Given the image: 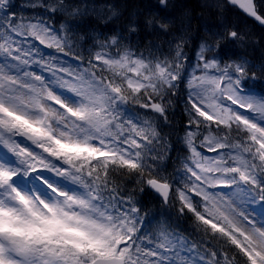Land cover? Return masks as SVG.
I'll return each mask as SVG.
<instances>
[{
    "label": "snow or ice",
    "instance_id": "1",
    "mask_svg": "<svg viewBox=\"0 0 264 264\" xmlns=\"http://www.w3.org/2000/svg\"><path fill=\"white\" fill-rule=\"evenodd\" d=\"M229 5L264 25V3L217 7ZM14 7L0 0V264H264V92L252 87L264 65L218 55L227 41L251 38L232 27L209 33L189 72L183 36L165 53L133 44L135 22L111 35L56 26L57 15L107 24L114 9L67 0H30L22 7L41 10L31 15ZM182 83L187 119L170 131L188 155L167 174L161 121L172 125ZM116 176L136 187L126 192ZM145 191L191 214L197 234L157 220L156 203L138 198Z\"/></svg>",
    "mask_w": 264,
    "mask_h": 264
},
{
    "label": "trees",
    "instance_id": "2",
    "mask_svg": "<svg viewBox=\"0 0 264 264\" xmlns=\"http://www.w3.org/2000/svg\"><path fill=\"white\" fill-rule=\"evenodd\" d=\"M67 2L94 5L97 13L102 12L104 15H108L112 9L118 13L107 24L101 23L98 17L93 15L75 20L64 17L63 20H67L76 32H89L96 29L105 35L113 33L126 34L127 25L130 22H135L138 26V32L131 36L133 44H138L140 48H144L145 45L151 42L153 46L159 47L167 53L169 43H174L176 39L183 36L185 39L184 51L188 57L187 62L193 59L197 47L201 45L202 41L208 39L209 33L222 32L225 27H232L251 39L244 45H239L236 41L231 40L222 44L218 53L220 59L227 60L244 56L255 65L254 70L257 71L261 65H264V29L258 27L229 6L221 12L217 5L222 3L223 0H168L169 6L167 8H162L158 0H67ZM12 3L15 5L13 11L17 13L24 12L31 15L34 12L22 7L24 5L23 0H12ZM256 3L259 5L264 1ZM260 11H264V8H261ZM148 18L169 23V30L167 32L162 31L155 24L149 28L145 24ZM88 43L91 42H86L85 48H87ZM253 88L258 93L264 92V80L255 81ZM171 99L173 101L170 112L172 125H164L161 122L162 134L169 135V152L167 158L161 162V167L167 174L174 172L182 155L181 143L178 140L179 135L176 131H170V129L182 128L187 119L182 109L185 99L179 91ZM115 179L126 192L132 191L136 187L135 182L127 176H116ZM153 197L154 195L149 191H145L142 197L138 196L145 205L156 203ZM176 204L178 208L179 203L176 202ZM155 214L157 220L171 218V221L177 224L186 234H197L194 218L191 214L182 217L176 209L161 207L159 203H156Z\"/></svg>",
    "mask_w": 264,
    "mask_h": 264
},
{
    "label": "rangeland",
    "instance_id": "3",
    "mask_svg": "<svg viewBox=\"0 0 264 264\" xmlns=\"http://www.w3.org/2000/svg\"><path fill=\"white\" fill-rule=\"evenodd\" d=\"M103 14H104V13H103ZM199 47H200V46H199ZM199 47H198V49H199ZM198 49H197L196 52L194 53V57H193V59H192L191 61L186 62V63L188 64V66H189V68H188V71H189V72L195 67V64H196V54H197ZM186 75H187V73H186ZM254 84H255V83H254ZM254 84H252V87L254 86ZM180 87H181V90H180V88H179L178 91H179V93L183 96V98L186 99L187 88H186L185 84L182 83ZM182 109H183V113H184V104H183V106H182ZM241 111H242V110H241ZM184 115H185V114H184ZM185 117H186V116H185ZM186 118H187V117H186ZM161 122H162V121H161ZM178 140H179V138H178ZM179 142H180V140H179ZM180 143H181V142H180ZM181 149H182V155H181L180 160H182L184 157H186V156L188 155L187 148L184 146L183 143H181ZM200 151H201V152H204V149H200ZM205 154H206V155H214L213 153H206V152H205Z\"/></svg>",
    "mask_w": 264,
    "mask_h": 264
},
{
    "label": "water",
    "instance_id": "4",
    "mask_svg": "<svg viewBox=\"0 0 264 264\" xmlns=\"http://www.w3.org/2000/svg\"><path fill=\"white\" fill-rule=\"evenodd\" d=\"M256 0H254V2H255ZM230 7H233V8H235L238 12H240L242 15H244L246 18H248V19H250L251 21H253L256 25H258L259 27H264V25H260L257 21H255L253 18H251V17H248L245 13H243V11L242 10H240V9H238V8H236V7H234V6H231V5H229ZM155 194V193H154Z\"/></svg>",
    "mask_w": 264,
    "mask_h": 264
},
{
    "label": "bare ground",
    "instance_id": "5",
    "mask_svg": "<svg viewBox=\"0 0 264 264\" xmlns=\"http://www.w3.org/2000/svg\"><path fill=\"white\" fill-rule=\"evenodd\" d=\"M118 1V0H117ZM123 3V2H122ZM169 24V23H168ZM176 37V36H175ZM196 45V44H195ZM258 65V64H257Z\"/></svg>",
    "mask_w": 264,
    "mask_h": 264
}]
</instances>
